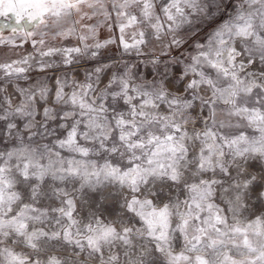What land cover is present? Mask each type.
<instances>
[{
  "label": "snow or ice",
  "instance_id": "1",
  "mask_svg": "<svg viewBox=\"0 0 264 264\" xmlns=\"http://www.w3.org/2000/svg\"><path fill=\"white\" fill-rule=\"evenodd\" d=\"M0 264H264V0H0Z\"/></svg>",
  "mask_w": 264,
  "mask_h": 264
},
{
  "label": "rangeland",
  "instance_id": "2",
  "mask_svg": "<svg viewBox=\"0 0 264 264\" xmlns=\"http://www.w3.org/2000/svg\"><path fill=\"white\" fill-rule=\"evenodd\" d=\"M9 22H10V21H9L7 18H5V23H9ZM5 34L7 35V34H9V33L6 32ZM25 47L27 48V45H26Z\"/></svg>",
  "mask_w": 264,
  "mask_h": 264
}]
</instances>
